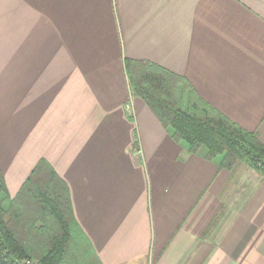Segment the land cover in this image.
Here are the masks:
<instances>
[{
	"label": "crops",
	"instance_id": "crops-1",
	"mask_svg": "<svg viewBox=\"0 0 264 264\" xmlns=\"http://www.w3.org/2000/svg\"><path fill=\"white\" fill-rule=\"evenodd\" d=\"M126 60L181 77L264 144V0H0L9 198L44 160L100 264H264V178L175 142Z\"/></svg>",
	"mask_w": 264,
	"mask_h": 264
},
{
	"label": "trees",
	"instance_id": "trees-1",
	"mask_svg": "<svg viewBox=\"0 0 264 264\" xmlns=\"http://www.w3.org/2000/svg\"><path fill=\"white\" fill-rule=\"evenodd\" d=\"M124 67L132 96L171 130L175 142L184 143L191 154L204 150V158L217 161L219 169L240 162L264 178V144L255 134L230 122L164 68L128 60ZM80 239L94 264H100L74 220L65 183L44 160L13 200L0 172V264H91L74 246Z\"/></svg>",
	"mask_w": 264,
	"mask_h": 264
},
{
	"label": "rangeland",
	"instance_id": "rangeland-1",
	"mask_svg": "<svg viewBox=\"0 0 264 264\" xmlns=\"http://www.w3.org/2000/svg\"><path fill=\"white\" fill-rule=\"evenodd\" d=\"M240 162H237V164H239ZM240 164H243V163H240ZM244 165V164H243ZM246 166V165H245ZM247 167V166H246ZM250 169V168H249ZM251 170V169H250ZM253 171V170H252ZM254 172V171H253ZM256 173V172H255ZM257 174V173H256ZM15 207V205H14ZM14 209V208H13ZM38 226V225H37ZM76 245L75 248H80L82 250V252H84V255H85V258H86V261L91 263V264H94L93 262V257L91 256L90 254V251H89V248L88 246L85 244V242H83L81 239L77 242H75Z\"/></svg>",
	"mask_w": 264,
	"mask_h": 264
},
{
	"label": "built area",
	"instance_id": "built-area-1",
	"mask_svg": "<svg viewBox=\"0 0 264 264\" xmlns=\"http://www.w3.org/2000/svg\"><path fill=\"white\" fill-rule=\"evenodd\" d=\"M126 109L130 112V111H132V106H131L130 104H128V105L126 106ZM25 264H31V263L27 262V263H25Z\"/></svg>",
	"mask_w": 264,
	"mask_h": 264
}]
</instances>
